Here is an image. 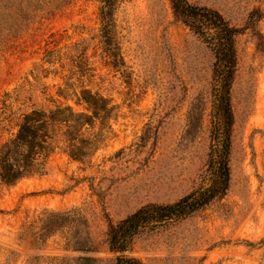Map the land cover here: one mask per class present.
<instances>
[{"label":"rangeland","instance_id":"1","mask_svg":"<svg viewBox=\"0 0 264 264\" xmlns=\"http://www.w3.org/2000/svg\"><path fill=\"white\" fill-rule=\"evenodd\" d=\"M255 31L236 39L232 88L231 189L194 217L143 235L132 257L144 264H264V0H187ZM100 0H0V149L25 113L105 99L89 160L62 154L44 176L0 182V264H115L108 220L150 204H172L198 188L210 148L211 51L173 15L170 0H117L111 39ZM202 123L188 129L192 106ZM101 107H105L100 104ZM77 111L82 112L79 108ZM50 215L72 223L45 237ZM91 253L73 249L75 233Z\"/></svg>","mask_w":264,"mask_h":264},{"label":"trees","instance_id":"2","mask_svg":"<svg viewBox=\"0 0 264 264\" xmlns=\"http://www.w3.org/2000/svg\"><path fill=\"white\" fill-rule=\"evenodd\" d=\"M117 0H100L102 4V37L111 39L113 16ZM174 17L211 51L212 118L210 148L201 177L202 184L172 204L146 205L125 219L114 223L108 220V252L115 256V264H144L132 257L133 245L143 235L157 233L167 225L188 220L223 200L231 189L232 135L235 118L232 110V88L237 72L236 39L246 31H255L259 18L252 13L244 28L231 26L217 11L190 4L187 0H170ZM71 106L33 109L22 115L15 135L0 149V182L14 186L48 172L51 159L62 154L71 161L91 159L99 146L92 139H84L95 129L96 120L105 112L108 102L99 95L83 92ZM103 104L105 107H101ZM82 108L79 112L77 109ZM202 109L196 102L188 118V129L194 136L202 123ZM72 223L68 216L50 215L43 222L44 236H51ZM73 249L91 253L88 237L78 232L73 236ZM89 257L79 258L76 264H96Z\"/></svg>","mask_w":264,"mask_h":264}]
</instances>
